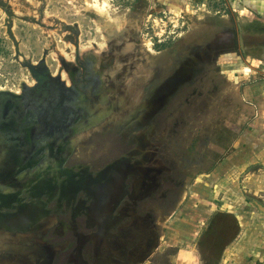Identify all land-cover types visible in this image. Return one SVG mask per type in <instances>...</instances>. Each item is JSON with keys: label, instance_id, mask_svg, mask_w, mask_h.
I'll use <instances>...</instances> for the list:
<instances>
[{"label": "rangeland", "instance_id": "rangeland-1", "mask_svg": "<svg viewBox=\"0 0 264 264\" xmlns=\"http://www.w3.org/2000/svg\"><path fill=\"white\" fill-rule=\"evenodd\" d=\"M104 2L108 9L98 13ZM249 3L0 0V92L13 96L27 91L31 98L37 96L36 71L58 76L62 70L64 79L61 58L75 66L85 64L93 79L119 33L135 39L124 51L141 52L145 63L151 59L164 72L172 70L180 56L197 52L226 30L240 33L241 27L240 36L251 40L244 56L232 52L217 61L215 79L199 80L186 91L182 99L191 102L166 106L159 120L150 124L154 133L149 143L165 173L157 177L155 195L134 204L132 217L148 220L157 247L148 256L143 247L149 232L146 237L131 233L133 243L126 237L128 242L123 239L115 250L126 264H194L190 255L181 253L189 243L200 253L197 264H264V212L251 203L264 205V15ZM64 80L72 86L70 78ZM90 85L89 81L85 86ZM129 123L89 131L76 145L72 161L92 172L112 164L131 148L141 130L148 129L140 121ZM156 196L160 198L152 199ZM48 209L53 216L43 220L42 229L19 232L18 244L1 247L0 264H16V257L25 264H31L32 257L51 264L56 256L59 264L68 258L67 264H77V254L92 264L90 248H79L73 235L74 228L87 233L84 219L73 220L63 204L59 214L53 203ZM174 229L192 233L170 248L166 236ZM9 235L15 236L0 232V241ZM51 248L61 249L52 253Z\"/></svg>", "mask_w": 264, "mask_h": 264}, {"label": "flooded vegetation", "instance_id": "flooded-vegetation-1", "mask_svg": "<svg viewBox=\"0 0 264 264\" xmlns=\"http://www.w3.org/2000/svg\"><path fill=\"white\" fill-rule=\"evenodd\" d=\"M124 36L119 33L111 39L93 79L88 78V67L79 63L77 55L78 66L72 63L65 70L72 86L61 78L62 70L58 76H50L42 69L39 72L45 80L36 77V97L27 95L30 91L22 96L0 95V215L34 211L47 219L53 216L48 205L55 204L53 212L59 214L63 204L73 220L84 219L87 233L79 234L74 228L73 235L79 248H90L92 264H126L115 250L123 239L128 242L129 237L133 243L134 237L121 231L134 222L136 203L155 195L157 177L165 173L149 143L154 133L150 124L159 120L166 106L191 102L182 99L186 91L193 90L199 80L215 79L217 61L232 52L244 56L251 41L243 35L242 47L238 30L231 29L229 34L226 30L197 52L180 56L172 70L164 72L150 58L145 63L141 52L124 51L135 43L134 38ZM89 81L92 85L85 86ZM127 121H140L148 128L136 135L131 148L119 158L132 154L129 163L92 172L72 161L76 145L89 131L124 126ZM148 229L145 245L151 233L152 241L156 240L154 230ZM1 238L0 249L20 240L16 235ZM56 257L51 264H59ZM75 258L77 264H89L79 254ZM15 260L25 264L22 257Z\"/></svg>", "mask_w": 264, "mask_h": 264}, {"label": "water", "instance_id": "water-1", "mask_svg": "<svg viewBox=\"0 0 264 264\" xmlns=\"http://www.w3.org/2000/svg\"><path fill=\"white\" fill-rule=\"evenodd\" d=\"M239 30H240V34H242L243 30L241 27H239ZM240 40H241L242 47H244L242 36H240ZM61 64L67 71V67L71 63L66 61L64 58L63 59L61 58ZM4 94L5 93L0 92V95H4ZM130 156H132V154L114 162L113 164L109 166L110 169H117L119 166L129 163L128 157ZM127 176L128 174L123 175L122 177L123 183L126 180ZM253 202L262 212H264V205L260 204L259 202H256L255 200H253ZM38 215L34 211L26 212L23 215H19V214L0 215V232L5 231L12 235H20L19 232H23L24 234H27V233L32 234L31 232H34L36 228L38 230L42 229V226H39V224L41 222V225H42L43 220H46L45 217L38 216ZM43 226H44V223H43ZM156 247H157V243L155 242V240L154 241L151 240L150 242H148L147 245H145V247H143V250L146 249L147 255L150 256L156 251ZM117 248H120V247H117ZM60 249L56 248L55 253H57ZM124 260L126 261V259Z\"/></svg>", "mask_w": 264, "mask_h": 264}, {"label": "crops", "instance_id": "crops-1", "mask_svg": "<svg viewBox=\"0 0 264 264\" xmlns=\"http://www.w3.org/2000/svg\"><path fill=\"white\" fill-rule=\"evenodd\" d=\"M239 1H248V2H250L249 5H250L251 8L256 10L259 14L264 15V0H239ZM251 203L254 204L253 201H251ZM182 223L183 224L186 223V219L183 220ZM183 224H181V225H183ZM190 230H191V228H190ZM148 231L149 230H148V226H147V221L141 220L138 217H135L134 222L130 225V227L129 228H124V230L121 231V234L122 235H126L128 233H132V234H137L138 236L142 237V235H144L146 233L148 235ZM191 233H192V231L184 232L182 230L174 229L169 237L166 236V242L165 243H168V247H170V248L173 247L174 248L175 246L179 245L177 243L184 242V239H186V237L189 236ZM187 234H189V235H187ZM144 236L146 237V235H144ZM150 239L151 240L153 239V233H151V237L148 239L149 242L151 241ZM167 239H168V241H167ZM189 245H190V243L186 244L185 248L181 250V253H183L185 255H190L189 258H190L191 262L194 261V264H197V259H198L197 256L200 253L195 247L192 248ZM24 246L25 247H30L31 245H29V246L24 245ZM51 249H52V253H55V249L54 248H51ZM29 261H31L33 264H40L38 262L37 258H33L32 257L31 259H29ZM263 262H264V260H263ZM188 264H190V262H188Z\"/></svg>", "mask_w": 264, "mask_h": 264}, {"label": "bare ground", "instance_id": "bare-ground-1", "mask_svg": "<svg viewBox=\"0 0 264 264\" xmlns=\"http://www.w3.org/2000/svg\"><path fill=\"white\" fill-rule=\"evenodd\" d=\"M96 4V3H95ZM94 4V5H95ZM107 6H108V4H107V2H104L103 3V5L102 6H99V7H97V9H96V11L98 12V13H104L108 8H107ZM107 13V12H106ZM148 46V45H147ZM68 59V58H67ZM64 77H65V79L67 78L68 79V77L66 76V74H64ZM20 240H21V238H20ZM44 251H45V249H44ZM45 254V253H44ZM49 256V255H48ZM17 260V259H16ZM16 260H15V262H16ZM14 262V263H15Z\"/></svg>", "mask_w": 264, "mask_h": 264}, {"label": "trees", "instance_id": "trees-1", "mask_svg": "<svg viewBox=\"0 0 264 264\" xmlns=\"http://www.w3.org/2000/svg\"><path fill=\"white\" fill-rule=\"evenodd\" d=\"M46 73V71H45ZM35 76L41 80H45V77H44V74L43 73H40L39 71H36L35 72Z\"/></svg>", "mask_w": 264, "mask_h": 264}]
</instances>
